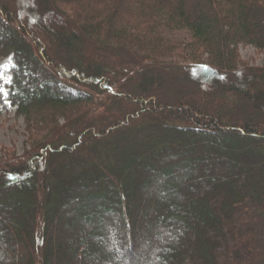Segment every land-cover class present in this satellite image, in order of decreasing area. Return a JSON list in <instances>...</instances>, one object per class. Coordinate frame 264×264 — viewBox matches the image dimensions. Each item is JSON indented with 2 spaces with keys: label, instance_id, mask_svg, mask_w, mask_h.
Here are the masks:
<instances>
[{
  "label": "trees",
  "instance_id": "obj_1",
  "mask_svg": "<svg viewBox=\"0 0 264 264\" xmlns=\"http://www.w3.org/2000/svg\"><path fill=\"white\" fill-rule=\"evenodd\" d=\"M19 5L0 114L32 138L0 160V264H264V66L238 50L264 51V0Z\"/></svg>",
  "mask_w": 264,
  "mask_h": 264
},
{
  "label": "rangeland",
  "instance_id": "obj_2",
  "mask_svg": "<svg viewBox=\"0 0 264 264\" xmlns=\"http://www.w3.org/2000/svg\"><path fill=\"white\" fill-rule=\"evenodd\" d=\"M19 2V6H13L14 11H17L18 8H21L23 4V0H17ZM47 22L51 26L53 22L50 19L49 15H46ZM175 31V32H174ZM172 33V37L174 41H176V46L182 44V42L188 41L187 33H185L182 29H176ZM49 43H52L55 47L56 54L60 56L59 58H69V55H62L59 48H57L56 43L50 39ZM186 44L183 43L180 47L181 49ZM239 54L242 61L250 66H264V51L257 49L256 47L249 44H240ZM72 61H74L72 59ZM183 62V61H182ZM183 64H187L183 63ZM189 64H193L190 63ZM11 65V58H0V78L4 81H9L10 75L7 74V70ZM169 91H172V98H180L182 95L194 94L198 92V88L195 85L184 86L180 84L167 83L163 85L161 89L157 92L158 96H164ZM139 90H137V93ZM246 108H243V114H246ZM32 132L30 129L26 127V122L23 116H18L15 112L14 107L7 106V110L0 114V160L6 158L9 154L15 152L22 154L24 150L28 149L31 144ZM78 197V196H77ZM66 209L60 210L61 212ZM69 236V243H71V237L73 236L71 232L67 233ZM60 236V235H54ZM137 252V251H136Z\"/></svg>",
  "mask_w": 264,
  "mask_h": 264
}]
</instances>
